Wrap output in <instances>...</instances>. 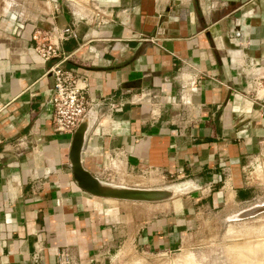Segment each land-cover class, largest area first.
I'll return each mask as SVG.
<instances>
[{
	"label": "crops",
	"instance_id": "obj_1",
	"mask_svg": "<svg viewBox=\"0 0 264 264\" xmlns=\"http://www.w3.org/2000/svg\"><path fill=\"white\" fill-rule=\"evenodd\" d=\"M46 3L29 20L0 18V264H60L61 253L65 264H105L120 243L177 251L195 238L202 202L257 195L244 174L264 152V108L247 93L252 63L264 67V0ZM66 26L76 36L42 60L34 29L55 40ZM56 62L77 73L96 113L85 169L125 184L180 174L197 188L159 209L82 190L72 134L52 127Z\"/></svg>",
	"mask_w": 264,
	"mask_h": 264
},
{
	"label": "rangeland",
	"instance_id": "obj_2",
	"mask_svg": "<svg viewBox=\"0 0 264 264\" xmlns=\"http://www.w3.org/2000/svg\"><path fill=\"white\" fill-rule=\"evenodd\" d=\"M46 2L48 0H0V18L15 16L19 20H29L38 12L47 9ZM244 176L257 188V195L247 202H233L224 207L213 208L207 202H202L199 208L202 214L201 224L195 238L177 251L143 252L127 243H120L106 258L105 264H264V210L251 217L231 218L241 210L264 202V152L246 169ZM187 179L190 177L152 172L144 178L136 177L133 184L109 182L138 187H163ZM190 193L178 194L177 198ZM203 193L207 197L210 191ZM174 200L175 198L159 202L127 203L136 206L152 205L154 209H159Z\"/></svg>",
	"mask_w": 264,
	"mask_h": 264
},
{
	"label": "built area",
	"instance_id": "obj_3",
	"mask_svg": "<svg viewBox=\"0 0 264 264\" xmlns=\"http://www.w3.org/2000/svg\"><path fill=\"white\" fill-rule=\"evenodd\" d=\"M76 32L71 27H64L51 39L47 31L35 28L31 34L33 49L44 61L58 58L61 52L60 42L75 37ZM49 72L53 78V86L49 98L52 108L51 122L55 133L73 134L82 117L89 108L86 98V86L78 83V75L74 70L65 68L61 62L54 63ZM250 91L256 103L264 108V67L257 62L252 63V72L249 74ZM42 248L38 247L37 251ZM60 264H65L61 253ZM35 261L39 259L36 257Z\"/></svg>",
	"mask_w": 264,
	"mask_h": 264
},
{
	"label": "water",
	"instance_id": "obj_4",
	"mask_svg": "<svg viewBox=\"0 0 264 264\" xmlns=\"http://www.w3.org/2000/svg\"><path fill=\"white\" fill-rule=\"evenodd\" d=\"M95 114L96 113L94 112L93 107L88 108L71 137V144L69 149V166L76 184L82 190L93 196L118 201L159 202L176 198L178 194L171 193L169 189L159 187H138L120 184L118 185L116 183L104 181L93 175L90 171L83 167L82 149L85 142L86 132L90 123V117ZM192 180L193 179L190 178L179 182L182 183L189 181L194 184V187L186 192H191L192 189L197 188L196 182H193ZM262 203V206L257 207V209L251 210V212L248 214H243L238 217H233V215L231 216V218H244L254 216L258 212L264 210V202Z\"/></svg>",
	"mask_w": 264,
	"mask_h": 264
},
{
	"label": "bare ground",
	"instance_id": "obj_5",
	"mask_svg": "<svg viewBox=\"0 0 264 264\" xmlns=\"http://www.w3.org/2000/svg\"><path fill=\"white\" fill-rule=\"evenodd\" d=\"M120 185H125V184H120ZM192 187H194V184L191 183V182H189V181H186V182H182V183H179V184H171V185H166V186L159 187V188L169 189L171 191V193H173V194H179V193L188 191ZM175 199H177V197ZM262 205H263L262 202L261 203L254 204L250 208H248L246 210L244 209L243 211L241 210V211L237 212V214H234V216L233 215L232 216L233 217H238V216H241L243 214H248V213L251 212V210L257 209V207H260Z\"/></svg>",
	"mask_w": 264,
	"mask_h": 264
}]
</instances>
